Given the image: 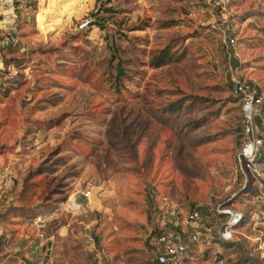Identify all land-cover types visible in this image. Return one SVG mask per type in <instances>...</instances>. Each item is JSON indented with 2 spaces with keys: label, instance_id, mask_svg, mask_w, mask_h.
Segmentation results:
<instances>
[{
  "label": "rangeland",
  "instance_id": "obj_1",
  "mask_svg": "<svg viewBox=\"0 0 264 264\" xmlns=\"http://www.w3.org/2000/svg\"><path fill=\"white\" fill-rule=\"evenodd\" d=\"M219 2L16 1L19 42L0 44V231L21 246V264H151L168 205L203 216L229 201L245 208L232 81L264 96V0ZM165 47L176 60L152 67ZM80 198L87 207L62 237ZM38 216L39 231L26 223ZM29 241L43 246L33 253ZM47 243L52 258L40 253ZM248 247L233 236L220 248L227 264H257Z\"/></svg>",
  "mask_w": 264,
  "mask_h": 264
},
{
  "label": "built area",
  "instance_id": "obj_2",
  "mask_svg": "<svg viewBox=\"0 0 264 264\" xmlns=\"http://www.w3.org/2000/svg\"><path fill=\"white\" fill-rule=\"evenodd\" d=\"M18 0H0V44L15 46L19 42L16 27L15 3ZM215 9L219 0H207ZM225 17L223 14L220 16ZM93 19L79 24L82 29ZM234 39L225 41L226 47L234 46ZM232 94L238 97L241 108L240 130L242 140L237 150V163L243 176V188L248 190L243 197L250 201L239 209L229 201L217 205L205 216L200 208L183 210L177 205H168L158 216L159 230L156 235L155 252L151 264H184L187 257L208 255L215 264H227L221 253V245L231 244L233 236L248 243L249 257L264 264V96L253 83L234 78ZM250 193V194H249ZM90 192L83 193L89 200ZM235 199V198H233ZM44 223L41 216L35 217L33 226ZM3 242L0 231V247ZM46 264H53L47 262Z\"/></svg>",
  "mask_w": 264,
  "mask_h": 264
},
{
  "label": "crops",
  "instance_id": "obj_3",
  "mask_svg": "<svg viewBox=\"0 0 264 264\" xmlns=\"http://www.w3.org/2000/svg\"><path fill=\"white\" fill-rule=\"evenodd\" d=\"M82 198H80L79 200L72 201L68 205L69 208L65 209L66 214H68L70 216L68 217V215H67L68 219L65 218L64 222H61L59 224V227H58L59 229L57 230V232L60 233L62 235V237H67L68 236V231H70L72 220L74 221V219H76L79 216H81L82 211H84L85 207H87V206H84L81 203L82 200L84 199V198L83 199ZM70 205L74 206L75 209H71ZM1 216H3V214H1L0 217ZM64 216H66V215L64 214ZM33 219H32V217H31V219H27L28 221H26V223H29V225H31V228L38 230L39 228L37 229L35 226L32 225ZM15 223H17V222H15ZM13 226L15 227V224ZM15 231H16V234L14 236L15 240L20 239L22 236H24L23 234L22 235L18 234L17 230H15ZM15 231L14 230H13V232L5 231V233H7V234H12L13 233V235H14ZM46 233L47 232L42 230V236H43V234H46ZM7 237L9 239H11L10 238L11 235H7ZM8 238H6V240H3V242L5 241V244H1V247H0V264H21L22 263V259H24V257H25L24 252L22 250H20L21 246H19L18 242L17 243L16 242L13 243L14 242V240H13L12 243L9 244ZM45 238H46L47 241H49V239L51 238V234L48 235V237L45 236ZM33 239L37 240L38 236L36 238L33 236ZM42 246H43L42 242H39V241L38 242H36V241L35 242H31V241H29V248L30 247L33 248V253H35L37 251L35 249H37L38 247H42ZM51 251H52V245L49 246V243H47V246H46L45 250H43V249L40 250V253L41 254L45 253V255H44L45 257L49 256L50 258H52V256H54V255H53V252H51ZM28 253H29V250L25 254H28ZM22 256H23V258H22ZM35 259L33 260V264H38V263H36ZM44 259H46V258H44ZM43 262H42V264H43ZM28 263L31 264V262H29V261H28Z\"/></svg>",
  "mask_w": 264,
  "mask_h": 264
},
{
  "label": "trees",
  "instance_id": "obj_4",
  "mask_svg": "<svg viewBox=\"0 0 264 264\" xmlns=\"http://www.w3.org/2000/svg\"><path fill=\"white\" fill-rule=\"evenodd\" d=\"M93 16H96V15H93ZM93 16H92L93 20L88 23V25H89L88 27H91V25H93L97 22V19ZM1 46L13 47L12 45H1ZM116 49L117 48L115 47V45H111V47H110L111 54H110V58H109L110 64H112V62L117 58ZM174 60H176V59H174L170 49L168 47H165V48L157 51V53L155 55H152V57L150 58V65L152 67L156 68V67H160L162 65L168 64ZM115 69H116L117 75L120 76V74L122 72L121 64L117 63L115 65ZM234 97H236V96H234ZM236 98L238 100V97H236ZM241 140H242V135H241V130H240V142H241ZM222 245L224 246L226 244L223 243Z\"/></svg>",
  "mask_w": 264,
  "mask_h": 264
}]
</instances>
